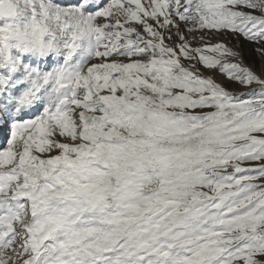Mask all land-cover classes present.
<instances>
[{
  "label": "snow or ice",
  "instance_id": "1",
  "mask_svg": "<svg viewBox=\"0 0 264 264\" xmlns=\"http://www.w3.org/2000/svg\"><path fill=\"white\" fill-rule=\"evenodd\" d=\"M225 37L264 55V0H0V264H264V64Z\"/></svg>",
  "mask_w": 264,
  "mask_h": 264
},
{
  "label": "rangeland",
  "instance_id": "2",
  "mask_svg": "<svg viewBox=\"0 0 264 264\" xmlns=\"http://www.w3.org/2000/svg\"><path fill=\"white\" fill-rule=\"evenodd\" d=\"M225 42L226 43H229V46H233V45H239V51L241 52V55H242V58H243V62L247 65H250L252 66L253 68H255L258 72H259V69H260V66L261 64H264V55H261L259 52L256 51V49L258 47H260V45H257V44H254V43H251V42H247V41H244L243 43H245V46L246 47H251L253 46L254 47V51H255V56L258 60V63H253V62H249L245 59V52H244V49L242 48V44H240L239 41H237L236 39L232 38V37H225ZM244 52V53H243ZM253 87H256V86H253ZM236 91L238 93H245L247 94L249 92V89L248 88H244V87H239L236 89Z\"/></svg>",
  "mask_w": 264,
  "mask_h": 264
},
{
  "label": "trees",
  "instance_id": "3",
  "mask_svg": "<svg viewBox=\"0 0 264 264\" xmlns=\"http://www.w3.org/2000/svg\"><path fill=\"white\" fill-rule=\"evenodd\" d=\"M242 48L244 49V52H245V59L247 60V61H249V62H253V63H258V60H257V58H256V56H255V51L253 50L254 49V47L253 46H251L250 48L249 47H246L245 46V43H243V45H242ZM243 52V53H244Z\"/></svg>",
  "mask_w": 264,
  "mask_h": 264
}]
</instances>
